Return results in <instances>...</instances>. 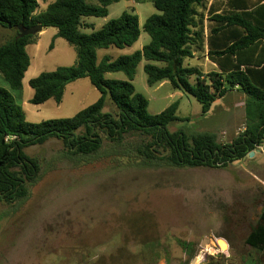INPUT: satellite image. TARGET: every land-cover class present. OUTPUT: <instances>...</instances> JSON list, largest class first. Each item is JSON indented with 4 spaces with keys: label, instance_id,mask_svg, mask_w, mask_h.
<instances>
[{
    "label": "rangeland",
    "instance_id": "374dc122",
    "mask_svg": "<svg viewBox=\"0 0 264 264\" xmlns=\"http://www.w3.org/2000/svg\"><path fill=\"white\" fill-rule=\"evenodd\" d=\"M201 1L206 9L197 11L205 15L209 28L206 10L211 0ZM211 4L223 8L216 0ZM45 7L41 3L37 12ZM155 9L150 1L121 0L109 7L106 18H85L93 29L82 32L89 34L124 12L139 17V40L131 47L98 50V61L131 55L149 44L144 25L150 16L160 14ZM56 34V28L45 29L38 42L27 47L31 64L22 90L15 95L32 123L72 118L100 97L89 78H83L67 85L60 104L30 102L32 78L77 61L75 47ZM13 36L14 31L0 27V46ZM147 63L145 59L140 62L132 84L148 100L151 114L178 102L177 120L167 128L170 132L213 134L223 145L244 132L246 97L242 93L227 92L209 113L202 114L193 96L174 90L169 82L150 87L144 69ZM185 65L206 74L217 69L206 50L196 46ZM106 78L127 80L121 72L108 73ZM103 112L116 116L117 109L107 100ZM99 133L102 148L91 156L70 155L59 139L25 149L38 161L40 176L28 183L26 198L0 202V264H191L195 257L197 264L212 257L221 264H243L257 257L245 240L264 208V143L253 156L225 169H151L136 166L129 151ZM207 238L209 243L202 245ZM220 239L226 241V251L219 249Z\"/></svg>",
    "mask_w": 264,
    "mask_h": 264
},
{
    "label": "trees",
    "instance_id": "16d2710c",
    "mask_svg": "<svg viewBox=\"0 0 264 264\" xmlns=\"http://www.w3.org/2000/svg\"><path fill=\"white\" fill-rule=\"evenodd\" d=\"M120 1L0 0V27L15 32L0 46V74L9 87H0V202L13 203L28 196L27 185L37 180L41 167L25 149L50 139L62 140L72 156H91L102 148L101 131L115 146L129 151L136 166L151 169H225L264 143V0L253 7L228 0L227 10L219 14L211 4L206 10L212 22L207 41L205 15L197 11L199 7L206 9L207 4L201 0H144L160 12L144 25L150 43L131 55L114 60L104 57L99 62L98 50L131 47L141 36L139 17L129 12L97 31L82 32L93 29L85 18H106L109 7ZM41 3L46 7L37 12ZM36 25L42 31L56 28V37L75 47L77 61L32 78L30 102L41 105L54 100L60 104L67 85L83 78H89L100 93L94 104L72 118L29 122L12 93L23 88L31 64L27 47L39 38V33L20 37L19 28L27 30ZM195 46L203 51L207 48L216 71L206 74L185 65V60L193 57ZM143 59L148 62L144 69L150 87L169 82L174 90L193 96L201 104L202 114L209 113L227 92L242 93L246 97L244 132L227 145L219 143L213 134L170 132L167 128L177 120L178 102L159 114H151L148 100L132 84ZM118 72L127 80L106 78L108 73ZM107 100L115 105L116 116L103 112ZM81 129L85 130L82 134ZM245 243L257 257L243 264H264V208ZM205 264L221 262L212 257Z\"/></svg>",
    "mask_w": 264,
    "mask_h": 264
},
{
    "label": "crops",
    "instance_id": "0c3cea01",
    "mask_svg": "<svg viewBox=\"0 0 264 264\" xmlns=\"http://www.w3.org/2000/svg\"><path fill=\"white\" fill-rule=\"evenodd\" d=\"M132 2H142V1H144V0H131ZM217 2H219V3H221V4H223V8L225 7V9H220V10H218L216 7H214V10L216 11V14H219V13H221L223 10H227V6H226V4H227V1L228 0H216ZM239 1V3H241V4H244V5H248L249 7H253V6H257V5H260V4H258V0H238ZM210 4H208V9H209V7H210V5H211V3H212V0L209 2ZM263 3V2H262ZM261 3V4H262ZM205 20H206V17H205ZM209 21H210V25L212 24V22H211V15H210V18H209ZM205 22V21H204ZM204 27H205V39H206V41H207V36H208V31H209V28H208V25L206 26L205 25V23H204ZM209 27H211V26H209ZM42 32H44V31H42ZM42 32H40V33H42ZM206 50V52H207V48L205 49ZM208 57V56H207ZM209 59V58H208ZM215 65V64H214ZM216 66V65H215ZM4 80V81H3ZM0 87H5V88H9L8 87V84H7V82L5 81V79H1V77H0ZM16 92V91H15ZM15 92H12L13 93V95H14V97H15V99H16V95H15ZM17 100V99H16ZM20 105H22L23 106V104L21 103ZM263 151V150H262Z\"/></svg>",
    "mask_w": 264,
    "mask_h": 264
},
{
    "label": "water",
    "instance_id": "95a60500",
    "mask_svg": "<svg viewBox=\"0 0 264 264\" xmlns=\"http://www.w3.org/2000/svg\"><path fill=\"white\" fill-rule=\"evenodd\" d=\"M19 31L21 32L20 34V37H25V36H28V35H35V34H38L40 32H42V27L40 25H36L30 29H27V30H24L22 28H19ZM255 154V152H251L249 153V157L253 156ZM207 243H209V239H205L202 243V245H206ZM197 257L193 258V260L191 261V264H197Z\"/></svg>",
    "mask_w": 264,
    "mask_h": 264
},
{
    "label": "bare ground",
    "instance_id": "6f19581e",
    "mask_svg": "<svg viewBox=\"0 0 264 264\" xmlns=\"http://www.w3.org/2000/svg\"><path fill=\"white\" fill-rule=\"evenodd\" d=\"M217 245L221 251H226L227 249L225 250V248H228L226 241L222 239L218 240Z\"/></svg>",
    "mask_w": 264,
    "mask_h": 264
},
{
    "label": "built area",
    "instance_id": "2783aa9c",
    "mask_svg": "<svg viewBox=\"0 0 264 264\" xmlns=\"http://www.w3.org/2000/svg\"><path fill=\"white\" fill-rule=\"evenodd\" d=\"M14 138V137H13Z\"/></svg>",
    "mask_w": 264,
    "mask_h": 264
}]
</instances>
